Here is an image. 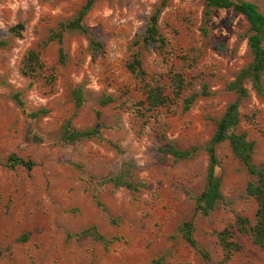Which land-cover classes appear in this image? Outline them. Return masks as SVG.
<instances>
[{"label":"rangeland","instance_id":"rangeland-1","mask_svg":"<svg viewBox=\"0 0 264 264\" xmlns=\"http://www.w3.org/2000/svg\"><path fill=\"white\" fill-rule=\"evenodd\" d=\"M162 0H98L83 25L100 44L64 33L58 44L47 41L62 22L71 20L85 0H0V264H264V251L249 236L234 234L240 250L223 263L216 232L237 215L253 221L254 203L245 193V169L225 142L217 147L221 200L206 217L194 213L205 187L207 158L203 147L226 106L235 100L225 84L251 61L246 46L248 24L232 10H214L204 20L203 0H167L159 19L167 53L142 45L148 19ZM254 3L264 16V0ZM24 26L20 36L10 29ZM264 47V43H263ZM29 50L39 53L44 68L22 75ZM141 59L147 78L167 88L169 73L187 83L181 99L168 108L135 114L143 96L140 83L126 69L132 55ZM239 106L237 133L254 142L253 162L264 169V97L249 82ZM183 110L182 98L200 93ZM264 86V77H263ZM81 87L85 103L75 110L70 90ZM20 94L23 108L12 99ZM113 103L100 107L101 95ZM37 112V117H31ZM104 128L100 138L64 143L62 127H93L95 113ZM166 143L179 150L197 147L187 160L164 155ZM15 155L35 167L27 172L6 166ZM124 173L136 190L102 180ZM99 203V206L96 203ZM192 220L194 237L209 259L185 245L179 225ZM95 227L119 241L108 249L78 234Z\"/></svg>","mask_w":264,"mask_h":264},{"label":"trees","instance_id":"trees-1","mask_svg":"<svg viewBox=\"0 0 264 264\" xmlns=\"http://www.w3.org/2000/svg\"><path fill=\"white\" fill-rule=\"evenodd\" d=\"M98 0H85L83 6L78 10L76 15L68 21L62 22L58 25L56 31L48 37L47 41H56L58 48L59 61L63 63L64 53L61 47L62 36L64 33L77 32L88 38L89 45L97 50L100 44L92 37L91 32L83 25L85 16L92 9L95 2ZM167 0H162L160 4L154 9L150 15L146 29L142 36V45L148 47L151 44L157 45L158 49L165 51L166 41L159 32L158 19L160 13ZM205 4L204 20H208L210 14L214 10H232L241 14L247 24L248 31L246 35V46L250 53L251 61L235 76L234 80L225 84V90L232 92L235 95V100L229 103L222 116L215 120V130L207 144L203 147V151L207 158L205 170V187L202 192L195 199L194 213L200 214L203 217L208 216L221 200L222 195L220 191L221 182L216 176L215 170L219 165L216 156V149L223 143H227L231 153L238 159L242 167L245 169L249 181L245 187L246 196L252 200L255 209L253 214V221L251 222L247 217L240 215L235 216L232 225L224 227L222 230L216 232L217 244L222 252L223 263L230 261L232 255L240 250L239 244L234 240V234L249 236L252 243L264 251V169L258 167L253 162L254 142L247 139L244 132L237 133L236 129L240 122L239 106L248 96V90L244 83L247 81L250 84L251 90L259 97H264V16L259 12L258 7L251 2L243 0H203ZM24 26L22 23L10 29L15 36H20ZM5 44L0 42V47ZM44 65L40 60L39 53L35 50H29L24 55L21 61L20 71L26 77H34L39 71H42ZM126 69L138 82L140 83L138 90L143 96V101L138 103L139 109L135 114L142 116L143 112H151L158 108H168L174 102L181 99L183 91L187 87V83L183 76L179 73H169V89L158 83L153 84L148 78L147 73L143 69L141 59L137 54L132 55L130 61L126 64ZM210 95L206 86H203L200 93H192L188 97L182 98L183 110L187 111L194 101L200 96ZM12 99L16 106L23 108V102L19 93L12 95ZM70 99L75 110H79L85 103L84 92L81 87H74L70 90ZM113 98L108 95H101L97 99V104L100 107H105L113 103ZM37 112L32 113L31 117H37ZM101 115L99 112L95 113V123L93 127L85 130L74 129L67 121L61 132L60 140L64 143H74L82 140H91L100 138L101 131L104 128L100 122ZM199 149L192 147L189 150H179L170 143H166L161 149L164 155L171 156L175 160H187L197 154ZM6 166L8 168L19 167L29 172L35 164L30 160H23L10 155L6 159ZM111 183L114 187H127L136 190L137 186L132 182L127 181L124 173L106 178L102 180L99 185ZM99 206L98 201L96 200ZM194 223L192 220L182 222L178 227V233L186 246L196 251L202 259H209V255L205 250L199 248L194 237ZM78 237L90 238L92 241L100 243L105 249H108L113 243L119 241V237H105L98 232L95 227L87 228L78 234ZM1 255V254H0ZM151 264H161V260L153 261Z\"/></svg>","mask_w":264,"mask_h":264}]
</instances>
